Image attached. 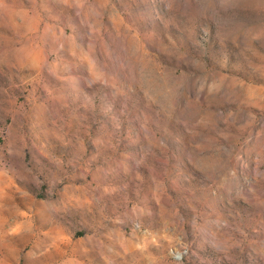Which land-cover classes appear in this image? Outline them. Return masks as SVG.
Returning a JSON list of instances; mask_svg holds the SVG:
<instances>
[{
  "label": "rangeland",
  "instance_id": "obj_1",
  "mask_svg": "<svg viewBox=\"0 0 264 264\" xmlns=\"http://www.w3.org/2000/svg\"><path fill=\"white\" fill-rule=\"evenodd\" d=\"M0 264H264V0H0Z\"/></svg>",
  "mask_w": 264,
  "mask_h": 264
}]
</instances>
